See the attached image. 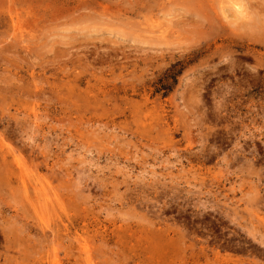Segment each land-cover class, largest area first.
<instances>
[{
	"label": "rangeland",
	"instance_id": "1",
	"mask_svg": "<svg viewBox=\"0 0 264 264\" xmlns=\"http://www.w3.org/2000/svg\"><path fill=\"white\" fill-rule=\"evenodd\" d=\"M0 264H264V0H0Z\"/></svg>",
	"mask_w": 264,
	"mask_h": 264
},
{
	"label": "bare ground",
	"instance_id": "2",
	"mask_svg": "<svg viewBox=\"0 0 264 264\" xmlns=\"http://www.w3.org/2000/svg\"><path fill=\"white\" fill-rule=\"evenodd\" d=\"M8 5H9V4H8ZM22 6H23V5H22ZM238 9H239V6H237V10H238ZM8 10H9V9H8ZM13 12H14V11H13ZM15 12H16V11H15ZM238 12H239V11H238ZM13 14H14V13H13ZM8 16H9V14H8ZM14 18H15V17H14ZM16 18H17V17H16ZM257 18H258V17H257ZM10 19H11V17H10ZM10 21H11V20H10ZM259 22H260V21H259ZM259 22H258V23H259ZM255 23H256V22H255ZM14 24H15V22H14ZM14 24H13V25H14ZM256 26H257V25H256ZM260 27H261V26H260ZM256 28H257V27H256ZM13 29H14V27H13ZM260 30H261V28H260ZM255 32H256V31H255ZM8 34H9V33H8ZM161 35H162V33H161ZM32 111H33V110H32ZM35 111H36V110H35ZM32 113H33V112H32ZM34 114H35V113H34ZM34 114H33V117H34V116H35V117L39 116L38 114H36L37 116L34 115ZM34 119H35V118H34ZM77 245H78V243H77ZM80 246H81V245H80ZM81 249H82V248H81ZM84 251H85V250H84ZM87 251H88V250H86L85 252H87ZM88 252H89V251H88ZM88 252H87V253H88ZM88 254H89V253H88ZM85 255H86V254H85ZM85 257H87V255H86ZM89 258H90V257L88 256L87 259H89Z\"/></svg>",
	"mask_w": 264,
	"mask_h": 264
}]
</instances>
